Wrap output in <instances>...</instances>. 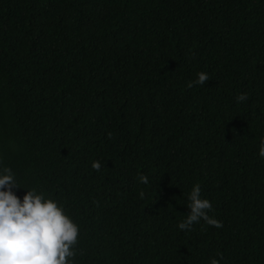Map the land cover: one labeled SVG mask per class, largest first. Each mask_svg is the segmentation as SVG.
Segmentation results:
<instances>
[{"label": "trees", "instance_id": "obj_1", "mask_svg": "<svg viewBox=\"0 0 264 264\" xmlns=\"http://www.w3.org/2000/svg\"><path fill=\"white\" fill-rule=\"evenodd\" d=\"M262 139L264 0H0V167L75 264H264ZM196 183L223 227L178 228Z\"/></svg>", "mask_w": 264, "mask_h": 264}, {"label": "clouds", "instance_id": "obj_2", "mask_svg": "<svg viewBox=\"0 0 264 264\" xmlns=\"http://www.w3.org/2000/svg\"><path fill=\"white\" fill-rule=\"evenodd\" d=\"M198 79L187 84L204 85L210 77L206 72L197 73ZM247 94L237 96V101L247 100ZM259 156L264 158V139ZM92 168L100 171L102 163L94 161ZM143 184L148 178L139 176ZM19 186L16 173L10 167H0V264H75L78 245V224L66 213L65 207L53 197L36 187L22 188V200L16 194ZM140 197H144L141 191ZM191 210L178 224L181 231H191L194 223L203 220L207 225L223 227L221 221L210 217L212 204L201 197V185L196 183L188 195ZM220 260L223 254L217 253ZM211 264H219L212 259Z\"/></svg>", "mask_w": 264, "mask_h": 264}]
</instances>
